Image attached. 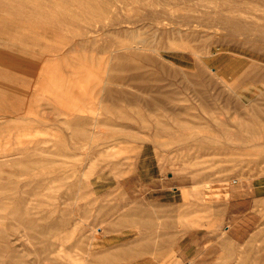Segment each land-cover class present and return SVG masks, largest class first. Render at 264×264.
<instances>
[{
    "label": "rangeland",
    "instance_id": "rangeland-1",
    "mask_svg": "<svg viewBox=\"0 0 264 264\" xmlns=\"http://www.w3.org/2000/svg\"><path fill=\"white\" fill-rule=\"evenodd\" d=\"M0 264H264V0H0Z\"/></svg>",
    "mask_w": 264,
    "mask_h": 264
}]
</instances>
